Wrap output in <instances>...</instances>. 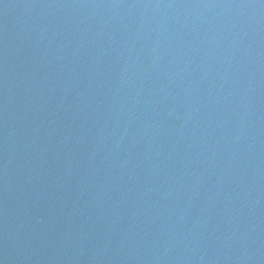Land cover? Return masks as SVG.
Listing matches in <instances>:
<instances>
[{"label": "water", "instance_id": "1", "mask_svg": "<svg viewBox=\"0 0 264 264\" xmlns=\"http://www.w3.org/2000/svg\"><path fill=\"white\" fill-rule=\"evenodd\" d=\"M0 264H264V0H0Z\"/></svg>", "mask_w": 264, "mask_h": 264}]
</instances>
